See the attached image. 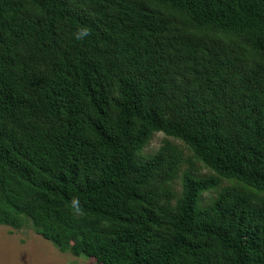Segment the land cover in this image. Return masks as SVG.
I'll return each mask as SVG.
<instances>
[{
	"label": "trees",
	"instance_id": "16d2710c",
	"mask_svg": "<svg viewBox=\"0 0 264 264\" xmlns=\"http://www.w3.org/2000/svg\"><path fill=\"white\" fill-rule=\"evenodd\" d=\"M0 224L93 264H264V0H0Z\"/></svg>",
	"mask_w": 264,
	"mask_h": 264
},
{
	"label": "rangeland",
	"instance_id": "374dc122",
	"mask_svg": "<svg viewBox=\"0 0 264 264\" xmlns=\"http://www.w3.org/2000/svg\"><path fill=\"white\" fill-rule=\"evenodd\" d=\"M165 139H170L185 147V144L173 137L167 136L163 132L154 133L151 141L145 148L148 154L155 153L163 144ZM186 148V147H185ZM186 157H190V151H186ZM190 165V163H188ZM185 165L183 169H188ZM197 176L210 175L213 171L201 162H194ZM233 182L224 180L223 185H230ZM177 188H181V178L176 183ZM213 192H206L202 199V205H207ZM95 259L78 257L71 252L61 251L52 241L36 233L31 227L16 230L7 225L0 224V264H93Z\"/></svg>",
	"mask_w": 264,
	"mask_h": 264
},
{
	"label": "bare ground",
	"instance_id": "6f19581e",
	"mask_svg": "<svg viewBox=\"0 0 264 264\" xmlns=\"http://www.w3.org/2000/svg\"><path fill=\"white\" fill-rule=\"evenodd\" d=\"M252 6V5H251ZM263 9V8H262ZM252 11V10H251ZM250 14V13H249ZM257 16V15H256ZM260 17V16H259ZM258 18V17H257ZM232 187V186H231ZM253 187V186H252ZM245 190V189H244ZM259 195V194H258ZM30 222V221H29Z\"/></svg>",
	"mask_w": 264,
	"mask_h": 264
}]
</instances>
